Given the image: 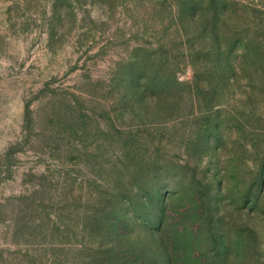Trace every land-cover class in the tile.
I'll use <instances>...</instances> for the list:
<instances>
[{"label":"rangeland","instance_id":"obj_1","mask_svg":"<svg viewBox=\"0 0 264 264\" xmlns=\"http://www.w3.org/2000/svg\"><path fill=\"white\" fill-rule=\"evenodd\" d=\"M0 264H264V0H0Z\"/></svg>","mask_w":264,"mask_h":264},{"label":"trees","instance_id":"obj_2","mask_svg":"<svg viewBox=\"0 0 264 264\" xmlns=\"http://www.w3.org/2000/svg\"><path fill=\"white\" fill-rule=\"evenodd\" d=\"M218 24H222V22L220 21V17H218V15H214L213 16V22L211 23V26H210L212 28V31H210V34H212V35L209 36L206 40H204L202 42H203V44H209L216 49V53L209 55L206 62L208 63V65L215 68L216 73L219 74L216 78L220 79L223 76L222 77V79H223L225 77V75H223L224 73H232L233 74L236 70L240 69V65H242V59H241L242 55L240 54L239 51H234V55H233L232 54L233 50L230 51V53H229V51L227 50V48L225 46L224 38L222 37V35L219 34L218 30H215L217 28L216 26H218ZM175 41L179 42V49L182 51V49H181L182 40H180V37L174 36L172 38V40H170L171 43L174 42L175 44H177ZM184 52L186 55L182 56V61L179 65V68L182 69V68H185L187 66L191 68L192 74H191V80L190 81H193V83H194L193 85L196 87L194 80L195 79L198 80L197 71L199 69V63H196V61H198V58L200 55H202V52H201V50L192 51L189 49L188 50L184 49ZM197 56H198V58H197ZM133 69H134V71H133L134 74L131 76V80H134L136 83L135 82L133 83L130 81L127 84L126 89H125L126 94H128L129 96H131L133 98L134 97L147 96L149 94L148 93V88H149L148 85L149 84H146V81L149 83V80H150L148 78L149 74L146 75L145 69L143 67H139L138 64L134 68H132V70ZM220 75H222V76H220ZM163 79H161V81L159 79L160 83L157 84L159 82L158 81L154 85L156 88H159L160 91L162 89V92L166 88V85L169 81L165 77H163ZM175 79L176 78H174V80L171 82H175L176 81ZM181 85H183V83H181ZM186 87L188 90L189 88H188L187 84H186ZM117 184L120 185V182H118ZM131 186L133 188L131 187L130 189H132V190L135 189L138 192H143V191H141L142 189H140V187H138V185H136V186L131 185ZM123 190L124 189H121L119 192H123ZM142 194L143 193H141V195ZM126 214L127 213L125 212V207L111 206L108 213L107 214L104 213V217L101 220L103 222L102 226L108 227L109 225H113V226H118V227L124 228L129 223V220H128V217ZM107 215L112 216V217L109 219V218H107V217H109Z\"/></svg>","mask_w":264,"mask_h":264}]
</instances>
